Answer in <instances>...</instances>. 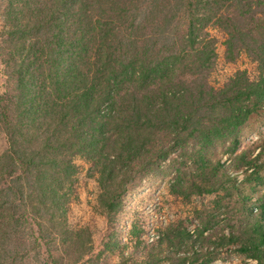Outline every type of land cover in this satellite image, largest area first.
I'll return each mask as SVG.
<instances>
[{
  "label": "trees",
  "instance_id": "1",
  "mask_svg": "<svg viewBox=\"0 0 264 264\" xmlns=\"http://www.w3.org/2000/svg\"><path fill=\"white\" fill-rule=\"evenodd\" d=\"M215 29L228 62L254 66L224 84ZM0 64V264H86L94 230L70 218L83 190V216L108 231L102 252L128 246L111 227L130 185L189 143L205 193L225 178L238 192L218 244L264 264V195L249 205L246 192L264 186L261 169L238 183L207 154L225 140L234 154L264 110V0H0ZM178 237L176 249L160 237L178 264L216 259L186 229Z\"/></svg>",
  "mask_w": 264,
  "mask_h": 264
},
{
  "label": "rangeland",
  "instance_id": "2",
  "mask_svg": "<svg viewBox=\"0 0 264 264\" xmlns=\"http://www.w3.org/2000/svg\"><path fill=\"white\" fill-rule=\"evenodd\" d=\"M211 35L218 43V74H215L214 78L220 84L227 83L239 70L253 69L252 62L244 56L235 62H228L225 59V47L222 45V33L215 29L211 31ZM3 86V67L0 64V90ZM238 138L240 144L234 154L230 153L231 140L217 142L207 151L211 161L221 163V174L237 179L238 183L245 179L246 174L257 168H260V173L264 175V110L252 115L241 126ZM3 147L4 143L0 137V152ZM195 150L196 146L189 143L142 179L130 185L123 198L122 211L111 227L114 240L118 238L119 241H124L125 235L130 236L128 246L119 242L120 245L113 244L107 247V251L102 252L108 242V231L100 217L83 216L89 206L87 191L81 192L80 205H73L74 210L70 218L73 222L77 220L89 224L94 230L95 251L92 256L85 258L86 264H121L123 255L129 257L126 264H178L174 258L166 256L167 245L160 243V237L169 235L174 238V246L169 249H176L181 243L178 236L183 229L192 236L193 249L203 254L206 250L214 252L216 259L210 264H256L254 260L236 252L234 246L221 247L218 244L222 234H228L230 231L227 226L223 227L224 221L229 219L231 224L237 222L238 192L225 178V182L222 180L216 185L213 194H206L205 185L199 180L200 171L198 163L195 162ZM201 186L203 192L200 190ZM252 188L253 185L246 188L251 197L249 205H253L264 195V186L257 187L256 190ZM207 220H211V223L207 224ZM144 243L150 245L138 253ZM154 246L157 247L156 252ZM193 249L186 250L191 253Z\"/></svg>",
  "mask_w": 264,
  "mask_h": 264
}]
</instances>
